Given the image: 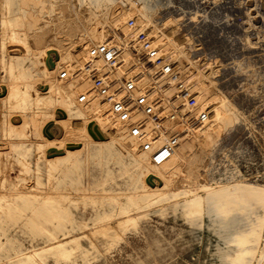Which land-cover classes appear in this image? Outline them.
Instances as JSON below:
<instances>
[{
    "label": "rangeland",
    "instance_id": "374dc122",
    "mask_svg": "<svg viewBox=\"0 0 264 264\" xmlns=\"http://www.w3.org/2000/svg\"><path fill=\"white\" fill-rule=\"evenodd\" d=\"M147 1L155 5L154 13L148 16L151 25L130 9L127 0H115L113 5L122 13L123 22H114L112 27L106 22L98 24L103 35L93 44L101 39L122 46L126 67L135 65L133 54L125 48L126 40L122 38L128 29L127 22L134 20L137 25L141 23L140 27L146 25L142 29L164 57L178 50L188 59L178 64L177 57L168 56L166 62L173 63L177 79L164 84L151 77L145 85L157 100V111L164 116H176L173 120L167 118L164 124L167 130L180 133L178 148L182 147L176 151L184 149V143L191 146L192 152L184 158L183 167L171 166L169 172L178 173L177 179L181 175L190 180L187 174L194 165L199 178L195 182L200 180L203 185L214 179L222 183L247 180L264 185V0ZM50 3L51 0H0V55L12 49V45H2L10 29L9 20L24 18L23 29L31 35L61 29L59 26L66 18H53L47 13ZM21 11L28 12L26 17L20 16ZM93 44H88L86 49L98 45ZM84 56L79 64L71 67L74 71L80 68ZM69 73L67 71V83L83 80L80 75L74 78ZM7 80L5 70L0 68V83ZM60 80L65 81L61 77ZM202 87L212 94L208 98L205 95L206 100L198 96L197 91ZM190 97L197 101L195 106L189 104ZM74 98L80 105L77 97ZM220 99L226 104L222 107L230 109L236 119L225 125L229 128L217 133L216 140H210L201 134L212 118L215 102ZM203 109L209 113L208 120L200 123L189 117ZM50 110L39 117L34 104L19 110L0 102V264H16L26 256L32 257L31 264H218L214 255L217 239L209 219L204 216L199 225H190L181 216L180 204L197 192L198 183L190 187L176 181L168 194L145 201L135 192L130 178L133 171L130 157L116 145L106 149L91 144L62 169L53 171L47 164L48 144L43 133ZM116 124L120 125L117 121ZM75 136L69 139L85 147L88 141ZM133 148L134 153H141ZM169 156L160 160V164ZM157 160L153 161L158 163ZM10 171L18 176L12 182L8 177ZM24 186L30 188L27 195L15 194V189ZM183 190L190 192L183 195ZM177 194V197H169ZM52 204L56 206L53 211H57L54 215ZM258 211L264 213L262 208ZM114 225H121L117 238L105 234V230ZM63 231L77 240L66 245L73 248L71 253L62 258L42 253L59 241L53 240L52 234L59 235Z\"/></svg>",
    "mask_w": 264,
    "mask_h": 264
},
{
    "label": "bare ground",
    "instance_id": "6f19581e",
    "mask_svg": "<svg viewBox=\"0 0 264 264\" xmlns=\"http://www.w3.org/2000/svg\"><path fill=\"white\" fill-rule=\"evenodd\" d=\"M114 1L51 0L47 13L53 18H66L63 24L59 26L61 29L55 30L54 28L51 33L34 32L32 35L27 34L21 23L24 18L9 20L10 29L5 35L3 39L5 42L2 45L8 44L7 47L12 45V49L0 55V68L5 70V74L8 76V80L5 83H0V102L8 103L11 108H18L19 110H24L34 104L39 111V117L45 115L47 113L45 111L51 108L50 119L43 124V133L46 144H48L45 151L47 164L53 171L62 169L67 162L74 160L81 150L88 148L91 144H96L106 149L116 145L124 149L130 157L133 168L130 178L134 181L135 192L141 194L145 201H154L162 194H168L167 191L170 190V186L176 181L187 183L189 186L190 184L194 183L195 185L198 183L196 186L197 192L180 204L182 208L181 216L190 225H199L201 218L204 216L209 219L208 222L213 227V234L217 239L214 254L217 263L264 264V213L258 211L259 208H262L264 212V185H258L255 181L247 180H230L222 183L215 179L203 185L199 183L200 180L195 182L199 178L197 168L194 165L189 167V174H187V177L191 176L190 180L183 178L181 175L177 179L176 175L178 173L175 171L171 173L168 169L171 166H176L175 168L183 167L184 158H187L192 152L190 145L184 143L185 148L179 152L176 151L179 147L177 146L175 150L170 152L169 155L171 157L168 155L170 158L168 157L167 161L161 164V161L155 163L153 159H150L151 156L148 152L139 150L137 145L126 136L125 127L117 125L114 119L105 114L100 104L87 102L81 106V104L77 105L75 103L74 97H77L79 92L87 89L86 83L82 84L80 79H77V81L79 80L78 82L73 83L60 80V70L65 69L71 72L70 70H73L71 67L80 63L81 56H84V53L87 56V45L93 44L97 37L102 39V30L98 24L106 22V24L110 23L112 27V23L123 19L120 18L122 13L117 12L118 10L115 9ZM127 1L130 9L139 13L142 16L141 19L151 25L152 20L148 16L154 13L155 5L147 0ZM26 13L28 12L21 11L20 16L26 17ZM142 27H146V25L143 24ZM29 30L31 31L32 29L29 28ZM130 33V31L126 30L122 34L128 39L131 38ZM101 39L99 43L95 44L105 43ZM120 42H122L121 38ZM167 48L169 47L167 46ZM179 52L178 50L174 52L171 59L177 57L179 60V62L177 61L178 64H181L188 59ZM172 55L168 52L165 58ZM189 64L192 63L189 62ZM179 68L181 70V66ZM201 80L212 82L209 78H201ZM205 87L199 89L197 91L199 95H197L206 100L212 94H209L207 92L208 89L205 90ZM205 95L207 98L204 97ZM209 102H211L210 99ZM223 102L221 99L219 102H215L212 118L208 122L207 127L203 128L202 134L200 133L202 137L210 140L215 139L217 133L224 128H229V126L225 127L226 124L229 125L235 121L236 115L230 109L222 107L226 105ZM73 134H76L75 137H83L85 141H88L85 143V147L81 148L75 141L69 139ZM134 146L136 151L141 153H134ZM177 171L179 172V170ZM16 176L10 171L8 177L12 182V179ZM189 186L187 187L189 188ZM28 189L30 188H25V186L19 190L15 189V194L27 195L29 193ZM188 192L190 191L183 190L182 194L186 195ZM178 195L169 197H177ZM23 201L25 204L30 205L28 200L23 199ZM51 206V213L54 215L57 212L53 211L56 206L54 204ZM177 206L178 204L174 205L175 208ZM120 226H109L105 230V234L109 237L117 238ZM81 228H83L82 225ZM52 238L53 240L59 239V241H55L52 246L42 251V253L47 252L54 257L61 258L67 257L73 250L72 247L67 248L66 245L77 241L65 231L59 235L53 233ZM76 246L78 247L79 245L76 244ZM31 263V256L23 257L16 262V264Z\"/></svg>",
    "mask_w": 264,
    "mask_h": 264
},
{
    "label": "built area",
    "instance_id": "2783aa9c",
    "mask_svg": "<svg viewBox=\"0 0 264 264\" xmlns=\"http://www.w3.org/2000/svg\"><path fill=\"white\" fill-rule=\"evenodd\" d=\"M126 27L131 38L123 35L125 48L133 54L135 65L126 67L124 48L106 42L91 47L81 67L69 74L75 78L81 74L82 84H87V89L78 93L77 103L100 104L107 116L126 128L127 136L139 150L148 152L153 160L162 161L177 148L181 137L180 133L164 127L167 118L173 120L176 116H164L157 111V100L145 85L151 77L167 84L177 79V73L137 22L129 20ZM131 67H134L132 71ZM123 69L129 72L123 74L120 71ZM114 73L118 76H113ZM60 77L67 80L68 74L62 72ZM188 100L191 106L195 105L193 98ZM208 116V111L203 109L189 117L201 123L208 120ZM162 136L166 137L162 140Z\"/></svg>",
    "mask_w": 264,
    "mask_h": 264
}]
</instances>
